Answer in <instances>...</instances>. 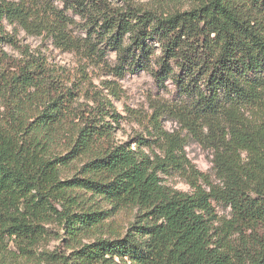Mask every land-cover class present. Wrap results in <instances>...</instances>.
<instances>
[{
	"label": "trees",
	"instance_id": "1",
	"mask_svg": "<svg viewBox=\"0 0 264 264\" xmlns=\"http://www.w3.org/2000/svg\"><path fill=\"white\" fill-rule=\"evenodd\" d=\"M148 5L0 0V33L45 25L69 50L114 52L120 76L144 70L172 81L184 100L175 117L212 150L215 179L189 162L178 137L152 157L103 140L95 124H70L71 96L29 55L0 71V231L33 243L40 221L56 215L77 235L109 218L81 208L100 198L138 207L136 231L85 246L84 264H264V0ZM76 17L86 32L79 38ZM86 156L81 176L63 179ZM169 170L185 172L193 192L164 184L160 172Z\"/></svg>",
	"mask_w": 264,
	"mask_h": 264
},
{
	"label": "rangeland",
	"instance_id": "2",
	"mask_svg": "<svg viewBox=\"0 0 264 264\" xmlns=\"http://www.w3.org/2000/svg\"><path fill=\"white\" fill-rule=\"evenodd\" d=\"M109 1L113 5L147 3L151 7H166L161 5L162 0ZM76 21L73 34L78 38L85 36L82 20L76 17ZM0 36H3L0 38V71L15 59L29 55L38 58L41 69H45L48 76L56 79L71 96L68 111L73 121L70 124L87 129L95 124L97 128L94 130L103 140L128 143L152 157H163L170 140L178 137L189 162L215 179L212 150L197 141L185 124L175 117L177 106L184 100L172 81L162 83L144 70L127 71L120 76L113 69L116 65L114 52L107 50L98 58L84 50H69L58 43L45 25L30 30L6 25L5 33ZM9 39L13 42H8ZM59 149L65 152L64 147ZM87 160V156L78 158L64 168L63 179L81 176L79 170ZM160 177L164 184L174 189L193 192L185 172L169 170L160 172ZM84 193L85 197H91V194ZM92 205L108 210L110 216L77 235L68 234L56 215L40 221L39 228L43 232L33 243H25L20 237L12 238L0 231V264H84L80 251L85 246L100 240L124 239L136 231L132 226L140 212L138 207L114 208L106 201L94 198L81 208H92ZM214 205L219 216H230V207L222 203ZM236 237L232 241H236ZM117 261L126 264L121 259Z\"/></svg>",
	"mask_w": 264,
	"mask_h": 264
}]
</instances>
